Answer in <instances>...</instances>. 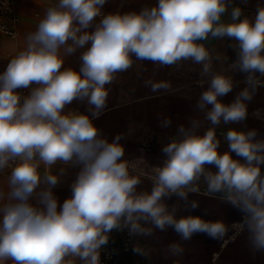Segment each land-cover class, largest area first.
<instances>
[{
    "label": "clouds",
    "instance_id": "obj_1",
    "mask_svg": "<svg viewBox=\"0 0 264 264\" xmlns=\"http://www.w3.org/2000/svg\"><path fill=\"white\" fill-rule=\"evenodd\" d=\"M106 3L57 0L46 7L25 49L0 73V174L7 172L6 190L0 186V264H102L110 234L125 229L130 237L171 228L182 241L198 233L223 240L229 232L223 220L178 216L180 206L166 202L176 196L185 210H196L199 201L189 195L200 193L201 180L207 195L221 194L242 212L253 254L264 252V138L256 129L230 128L221 151L217 136L221 123L247 119L248 102L264 87V4L250 18L240 6L229 12V0H157L139 12L105 14ZM209 38L235 41L228 69L214 71L213 62L223 59L203 43ZM79 49V68L65 67ZM133 58L161 67L191 60L202 66L200 86L208 85L196 106L210 126L200 133L199 119L179 125L151 175L124 159L120 134L109 142L93 123L106 108V85L129 70ZM226 71L246 74L230 103L220 98L237 82ZM145 85L153 92L171 88L163 80ZM76 100L87 102V113L65 111ZM171 123L163 118L161 127ZM57 164L80 168L62 204L53 189L66 167L54 173ZM143 176L152 182L150 191H138ZM184 250L179 242L167 246L176 257ZM132 251L150 255L140 243Z\"/></svg>",
    "mask_w": 264,
    "mask_h": 264
},
{
    "label": "crops",
    "instance_id": "obj_2",
    "mask_svg": "<svg viewBox=\"0 0 264 264\" xmlns=\"http://www.w3.org/2000/svg\"><path fill=\"white\" fill-rule=\"evenodd\" d=\"M16 8L10 14L0 12V27L13 30V36H7L0 31V73H2L9 60L26 47V35L35 31L40 19L43 18L46 7L54 5L57 0H13ZM157 0H107L103 6V12L126 13L139 12L144 7H151ZM264 4V0H229V12L232 7L240 6L244 14L254 18L257 6ZM228 14L224 19L227 20ZM17 20V21H15ZM98 22V20H97ZM91 30V29H90ZM213 56L220 55L223 63L213 62L214 71L228 69V66L236 59V53L232 45L235 41L227 38L223 40L204 41ZM83 49L77 50L74 55L65 59V67L78 69L80 66L79 55ZM133 66L122 73L117 74L116 80L106 85L110 89L106 108L102 115L93 120V123L101 130L109 142L118 134L122 136L120 143L125 148L124 159L131 161L136 168L143 169L148 175L153 172L154 166L162 164L164 154L162 147L177 135L179 125L188 126L190 120L199 119L203 133L209 122L204 120V112L197 108V101L206 90L207 84L200 86L199 81L206 80L201 76L202 66L191 60L181 61L172 66H159L151 61L135 60ZM225 74L233 75L237 86L233 91L221 97L224 103H230L241 91L245 84L246 74L241 72ZM169 81L171 88L165 92H153L145 85V81ZM22 93V89L19 90ZM26 89L24 96L28 95ZM210 107V106H209ZM78 110L81 113L88 112L86 101H73L65 111ZM170 118L172 123L168 127H161V120ZM258 130V139L264 138V87H260L253 99L248 102V117L245 121L233 124L221 123L217 127V136L221 139V151L228 148L224 141V134L230 129ZM143 158L144 161L137 159ZM61 167H66L65 173L60 177V182L53 189L60 204L71 193V184L75 181L80 170L79 166L68 167L57 164L53 168L58 173ZM142 183L138 191H150L152 182L147 176L141 177ZM7 176L0 174V186L6 190ZM200 193L190 194L189 200L199 201V207L192 211L185 210L182 201L172 196L166 202L171 207L178 204V216L199 215L206 220H223L229 226V232L223 240L210 239L203 233L194 234L188 241L181 238L171 228L166 231L155 230L150 237H130L128 231H113L110 234L109 243L101 252L102 264H264V252L253 254L248 233L245 231L235 241L229 240L233 235V224L241 222L242 212L231 204L224 202L221 194L209 196L206 194V185L203 180L199 183ZM35 202V201H33ZM173 242H179L184 247L182 256H172L167 252V246ZM135 243H140L150 249L148 257H142L133 253ZM79 264V262H78Z\"/></svg>",
    "mask_w": 264,
    "mask_h": 264
},
{
    "label": "built area",
    "instance_id": "obj_3",
    "mask_svg": "<svg viewBox=\"0 0 264 264\" xmlns=\"http://www.w3.org/2000/svg\"><path fill=\"white\" fill-rule=\"evenodd\" d=\"M16 8L15 2L13 0H0V12L4 13V14H10L12 13ZM17 21V20H15ZM0 31L7 35V36H13L14 35V31L10 30L8 28H6L5 26L0 27ZM22 93L23 95H25L26 93V89H22ZM4 176H7V172H5L4 174H2ZM233 235H235V239L232 241H235L236 239H238L245 231L243 230L240 222L234 223L233 224ZM232 235V236H233Z\"/></svg>",
    "mask_w": 264,
    "mask_h": 264
}]
</instances>
